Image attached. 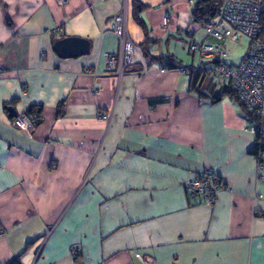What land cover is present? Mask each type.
<instances>
[{"label":"crops","instance_id":"crops-1","mask_svg":"<svg viewBox=\"0 0 264 264\" xmlns=\"http://www.w3.org/2000/svg\"><path fill=\"white\" fill-rule=\"evenodd\" d=\"M126 3L149 72L136 64L118 79L105 56L120 53L111 24ZM194 9L190 0H0V264H264V181L245 111L228 96L201 99L196 74L153 61L191 69L190 40L217 43ZM73 37L90 53L60 59L54 43ZM21 115L31 134L13 127ZM209 169L224 181L213 206L185 193Z\"/></svg>","mask_w":264,"mask_h":264},{"label":"built area","instance_id":"built-area-1","mask_svg":"<svg viewBox=\"0 0 264 264\" xmlns=\"http://www.w3.org/2000/svg\"><path fill=\"white\" fill-rule=\"evenodd\" d=\"M59 6H64L68 0H56ZM199 0H190L194 5ZM171 0H163V4ZM221 8L216 18L204 24L207 37L217 43H198L190 40L189 53L197 58V67L181 68L182 74L192 76V73L202 76L205 80L228 82L235 97L253 113L259 125H251L248 131L256 137L255 160L257 161V178L259 182L264 181V9L258 2L252 0H222ZM129 9L127 3L122 12L115 16L111 24V32L119 39L121 48L119 54L106 55L108 70L114 72L119 68L117 77L125 74V71L133 65L142 68L141 73L147 74V66L144 55H141L138 47L128 33ZM164 27H167L172 19L170 15L164 18ZM192 34H190L191 36ZM248 39L246 52L237 66H230L225 60L231 56V51L226 44L240 43L241 38ZM139 58V60H138ZM4 76L0 70V77ZM98 118L105 123H110L112 115L99 112ZM13 127L27 134L33 130L30 118L21 115L13 121ZM224 188V181L214 170H207L205 173L196 176L185 184V193L192 201L201 198L207 206L215 205L219 194ZM80 253L78 248H73L72 256Z\"/></svg>","mask_w":264,"mask_h":264},{"label":"trees","instance_id":"trees-1","mask_svg":"<svg viewBox=\"0 0 264 264\" xmlns=\"http://www.w3.org/2000/svg\"><path fill=\"white\" fill-rule=\"evenodd\" d=\"M221 1L222 0H199L197 1L193 5L195 6L194 12L192 14L194 21L196 23H199V24L202 23L204 25L206 22H209L212 19L216 18L221 8V5H220ZM252 1L256 3L259 2L263 6V9H264V0H252ZM136 9H137L136 11L138 14L142 12L143 10L142 7H136ZM137 21L139 22L141 27L146 28L143 20H140L139 18H137ZM144 55L146 57L150 56L146 49H144ZM153 61L166 62L167 63L166 66L171 70H179L181 68H184L180 63L178 64L177 62H175L172 57H167V58H156L155 57L153 58ZM192 74L193 76L195 75V73H192ZM196 76H197L196 79H194L192 82L191 89L192 91L197 93L201 99H210L212 100L213 103H215V102L222 101L227 96L230 98H233L240 105V107L245 111L248 121H250V124L259 125V120H257L256 116L253 113H250L248 109H246V107L240 102V100L235 97V94L233 90L231 89V87L229 86V84L226 86V89L221 92H217V89H214V88L213 89L211 88L207 91H202L201 88H198V85H200V83L203 81L204 78H202V76L197 75V74ZM31 113L35 114V111L34 112L32 111ZM35 121L37 123L41 121V118L39 115L35 118ZM254 153H255V150H254ZM13 264H20V262L16 260L13 262Z\"/></svg>","mask_w":264,"mask_h":264},{"label":"water","instance_id":"water-1","mask_svg":"<svg viewBox=\"0 0 264 264\" xmlns=\"http://www.w3.org/2000/svg\"><path fill=\"white\" fill-rule=\"evenodd\" d=\"M55 54L60 59H74L84 57L90 53V42L80 38H65L53 45Z\"/></svg>","mask_w":264,"mask_h":264},{"label":"rangeland","instance_id":"rangeland-1","mask_svg":"<svg viewBox=\"0 0 264 264\" xmlns=\"http://www.w3.org/2000/svg\"><path fill=\"white\" fill-rule=\"evenodd\" d=\"M241 39L242 41L240 43H236V45L234 44L228 45V50L231 51V53L233 54L232 57L234 58V61L237 59V57L243 55L246 52L245 50L248 46V39L243 37ZM206 81L210 82V79H207Z\"/></svg>","mask_w":264,"mask_h":264}]
</instances>
